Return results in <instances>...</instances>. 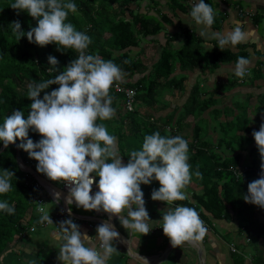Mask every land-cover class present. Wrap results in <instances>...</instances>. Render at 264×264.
I'll use <instances>...</instances> for the list:
<instances>
[{"label": "trees", "instance_id": "obj_1", "mask_svg": "<svg viewBox=\"0 0 264 264\" xmlns=\"http://www.w3.org/2000/svg\"><path fill=\"white\" fill-rule=\"evenodd\" d=\"M137 1L75 0L77 10L69 12L67 18L78 30L91 36L92 42L86 52L99 53L102 58L113 60L124 72L129 73L130 77L149 71L134 81H122L126 86L137 88L135 110H126L124 95L114 93L111 87L109 94L113 97L112 106L116 110L121 108L124 112L118 114V118L115 115L112 117L116 121L115 125L109 122L110 119L97 122L106 124L109 132L118 137L119 147L126 161L131 150L142 146L146 134L159 130L161 134L178 135V132L182 131V136L189 142V163L192 165V171L194 173L198 169L202 177L193 174L191 182L183 189L187 199L173 203L194 207L208 220L210 219L207 212L220 219L229 212H238L245 223L243 226L249 229L254 241H260L264 245V207L243 198L248 191V184L259 178L258 167L262 160L258 146L251 150L253 158L249 170L238 176L232 169L239 167L240 164L245 165L242 164L241 151L246 150L247 143L252 141L249 134L254 131L250 117V112H254L253 108L247 102H238L236 105L238 112L234 113V118L219 122V129H222L218 142H215L210 134L208 120L202 117L213 106L209 113L216 115L217 119L226 114L231 107H216L218 99L215 95L219 91L235 87L238 81L221 83L210 91L203 89L201 81H198L193 85L181 111L178 112L179 108L175 109L165 123L160 122L162 116L155 119L156 113L164 109L161 98L166 90L185 89L189 75L180 71H194L200 68L202 73L214 72L222 64L237 61L240 56L249 58L247 46L240 43L236 45L238 50H234L229 44L222 50L219 48L218 40L214 39L213 45L205 50L203 45L205 39L194 29L183 28L180 32L171 33L167 37L159 58L150 67L144 60V52L132 56L129 48L139 47L142 39L147 40L149 37H152L149 41L155 46L159 41L154 36L182 19L180 14L188 13L192 3L189 0H139L134 8L133 5ZM12 2L13 0H0V123L13 110H23L25 115L30 111L28 87L22 88V84L59 74L79 55L75 48L61 45L60 50L55 43L41 46L29 41L26 35L18 39L13 32L12 23L19 20L22 29L28 31L31 26L36 25L37 20L25 11L13 9L10 6ZM206 2L212 5L216 13L215 23L211 28L220 29L226 15L217 9L216 1ZM240 10L248 15L244 8ZM182 36L184 43L176 48L173 42ZM50 55L58 58L57 65H51L48 59ZM263 63L264 60L260 59L253 73L262 71ZM56 87L58 85L53 84L44 91L50 92ZM43 94L42 91L41 98ZM137 101H140L138 107ZM263 109L264 93L254 112L255 115L259 114V111L261 113ZM191 116L196 121H188ZM190 127L192 133L186 131ZM29 136L37 141L41 134L30 129ZM17 141L20 143L19 138ZM2 145L0 142V147ZM21 151L24 162L37 170L38 161L30 157L27 151L23 149ZM3 169L12 170L15 176L11 178L12 189L8 193L0 194V199H7L14 205L16 211L12 214L0 211V254L15 235L23 232L22 222L26 216L30 215V220L38 217L35 197L39 194V189L35 186V177L23 171L17 162L15 144H9L0 153V171ZM159 186V181L156 180L151 184L141 185L144 196L147 197ZM195 186L200 187L201 191H197ZM188 192L192 193L191 197Z\"/></svg>", "mask_w": 264, "mask_h": 264}, {"label": "clouds", "instance_id": "obj_2", "mask_svg": "<svg viewBox=\"0 0 264 264\" xmlns=\"http://www.w3.org/2000/svg\"><path fill=\"white\" fill-rule=\"evenodd\" d=\"M10 6L37 20L28 31L22 29L19 20L14 21L13 32L18 39L26 35L29 41L41 46L55 43L60 50L61 45L75 48L79 55L59 74L34 79L28 85L30 111L25 115L23 110L16 109L4 117L0 123V142L7 147L19 138L18 147L38 161L40 173L53 181L67 182L68 205L75 202L77 207L86 210L115 214L125 229L149 233L151 218L141 185L159 181L160 186L152 190L151 198L170 205L187 199L183 189L191 182L193 174L202 177L198 169L192 171L188 140L182 135L161 134L156 130L146 134L142 146L131 150L125 163L118 154L116 136L109 132L106 124L97 122L114 116L116 109L109 93L114 82L123 79V70L113 60L85 51L92 42L91 36L67 19L69 12L77 10L75 0H13ZM190 15L202 26L201 34L207 35L215 23L212 5L206 0H193ZM233 24L227 32L212 33L222 50L226 45L246 42L253 35L243 27L242 21L234 20ZM48 59L51 65L59 63L56 56L50 55ZM250 64L248 57H238L233 66L235 75L244 77ZM53 84L58 87L44 91ZM30 129L41 134L39 140L34 141L29 136ZM253 136L261 154L262 171L258 179L248 184L243 198L264 207V122L259 130L253 131ZM13 176L12 170L0 171V194L12 189ZM55 196L58 200L60 193L56 192ZM0 211L12 214L16 209L7 199H0ZM38 211L41 213L39 223L54 224L47 210L41 207ZM122 212L127 214L121 215ZM159 221L174 246L201 240L207 232L197 209L186 204L169 207ZM119 236V231L108 221L99 224L95 236H90L82 233L73 219H65L55 231V239L60 242L58 259L63 264H108L111 255L118 251L113 242Z\"/></svg>", "mask_w": 264, "mask_h": 264}, {"label": "crops", "instance_id": "obj_3", "mask_svg": "<svg viewBox=\"0 0 264 264\" xmlns=\"http://www.w3.org/2000/svg\"><path fill=\"white\" fill-rule=\"evenodd\" d=\"M189 1L193 3V0ZM214 1H216L217 9L226 15L220 29H213L210 27L207 35L201 34L200 29L202 26L197 24L191 17L190 9L188 13L180 12L182 19H179L175 25L168 26L166 30L175 33L180 32L183 27L194 29L198 35H201L205 39L203 45L206 50L213 45L212 41L216 39L212 36L213 32H227L234 27V20H240L243 22V27L246 30H251L253 32V35L248 41L242 42L247 46V50L250 54V71H248L244 77L236 76L233 71L235 61L222 64L216 71L211 73H202V71H199V76L195 74L196 70H178L177 73L180 71L189 75L185 83V90L189 89L188 81L192 73L196 75L195 79L197 82L201 81V85L205 83L206 87L203 86L202 88L208 91L216 88V86L221 83L237 80L238 84L235 87L227 91H219V93L215 95L217 99L220 97L216 107H232L234 108L233 112L237 113V103L247 102L252 106L255 112L259 106L262 94L264 93V63L262 71H255V73H253V69L257 62L260 59L264 60V0ZM241 8H244L246 11H253L256 15H245L241 12ZM183 38L179 37L176 40L179 43V45L175 44L176 48L183 45ZM148 43L154 46L152 41L148 40ZM231 47L234 50H238L236 45H231ZM122 80L134 81L132 77L124 78V76ZM211 80L212 83H207ZM192 87L193 85L190 91ZM187 98L188 96L181 100L179 97L178 100L173 103L174 110L179 108L178 112L181 111ZM161 101L163 102L162 98ZM162 104H164V102ZM254 112H250V117L252 118L251 125L254 130H259L261 123L264 122V109L261 113L259 111L257 115H255ZM160 113V111L156 113L155 119L162 116ZM230 116V114L222 115L225 120L234 118V114H232V117ZM176 118L177 117L174 118V121H176ZM151 120L154 119L151 118ZM166 120H164V117H161L160 122L163 123ZM178 135L182 134L178 133ZM219 135L220 131L217 133L218 137ZM249 136L252 137V141L247 143L246 150L243 149L241 151L243 155L242 164L245 165L251 163V150L254 146H257L253 132L250 133ZM116 138L118 154L122 155L118 137ZM122 159L125 163L127 162L123 155ZM258 171V174H260L262 171L261 165L258 167ZM98 179L99 177H97V180ZM55 183L58 184V182ZM95 191V188H93V192ZM144 199L151 218L149 223L152 227V230L147 234L125 229L121 225L118 216L115 214H110L103 210H86L83 207H77L75 202L69 205V207L71 208L73 216L77 219L76 223L80 225L82 233L86 232L90 236H95L97 226L105 222L104 219L110 218L114 221L118 230L128 238L127 243L131 245L133 251L136 253V257H133L131 252L126 248V245L117 238L113 243L118 251L111 255L108 264H264V245H262L260 241H254L255 239L250 234L249 229L243 226L245 223L241 218V214L230 212L227 213L224 218L220 219L207 212L210 220L200 215L207 227V232L201 239L205 244V256L203 257V253L200 251V246L196 240L184 241L174 246L170 238L163 232L159 220L162 219L163 211H167L169 207H174L176 205L175 203L167 205L165 201L153 200L151 196H144ZM64 202H66V199ZM48 209L50 211L55 209V202L51 197L49 199ZM126 214V212L121 213V215ZM230 215L232 216L230 217ZM30 218V215H28L23 219L22 224H24V233L22 232L15 235L14 239L9 242L7 247L0 254V264H63V262L58 259L60 242L55 239V231L57 229L52 225H41L38 218L32 220H30ZM31 225L36 226L34 231H28Z\"/></svg>", "mask_w": 264, "mask_h": 264}, {"label": "rangeland", "instance_id": "obj_4", "mask_svg": "<svg viewBox=\"0 0 264 264\" xmlns=\"http://www.w3.org/2000/svg\"><path fill=\"white\" fill-rule=\"evenodd\" d=\"M139 1V0H138ZM136 2V4H134L133 5V7L135 8L136 7V5L139 3V2ZM144 4V3H143ZM143 8V7H142ZM184 28V27H183ZM174 30V29H173ZM172 32H170L169 30H163L161 33H159L157 36H154V38H156V39H158V41L159 42H157V44L155 45V46H152L151 45V43H148V40L149 39H151L150 37L149 38H147V40H143L142 39V41H141V44H140V46L139 47H131V48H129L130 49V54L132 55V56H137L138 55V53H140V52H144L145 53V58H144V60L146 61V63H148V65L151 67L152 66V64L156 61V59L160 56V52H161V48H162V46H163V43H165L166 42V40H167V37L171 34ZM184 36H182V38H183ZM182 41H184V38L182 39ZM173 44L175 45H179V43H178V41H176V42H173ZM232 46H234V45H232ZM145 47V48H144ZM150 63H152V64H150ZM196 70V71H195ZM194 71H195V74L196 75H198V73H199V71H201V69L200 68H196ZM144 73H149V71H147V72H141V73H137L134 77L132 76V78L135 80V79H137L140 75H142V74H144ZM195 74H191L190 75V79H189V81H188V86H189V89H183V90H181V89H179V88H173V90L172 91H170L169 89H167L166 90V93H164V95H163V97H162V100H163V102H164V104H162V107H164V109H162L160 112V115H162V117H164V120H166L168 117H169V115L173 112V110H174V102L175 101H177L178 100V98L180 97L181 98V100L182 99H184L185 97H187L188 96V94H189V91H190V88H191V86L192 85H194V83H196L197 82V80L195 79L196 78V75ZM123 76H124V78H128V77H130V75H129V73H127L126 71L124 72L123 71ZM199 76V75H198ZM204 77H206V76H204ZM203 79V78H202ZM211 79V78H210ZM199 80V79H198ZM203 81V80H202ZM204 82V81H203ZM212 83V80L211 81H208L207 83ZM190 83V84H189ZM30 84V82H26V83H24V84H22V88L24 87V88H26V87H28V85ZM203 85H201V87H203V86H205L206 87V85H205V83H202ZM219 98L220 97H218V100H219ZM166 100H168V101H166ZM167 102V103H166ZM170 102V103H169ZM140 103V101H137V107H138V104ZM222 105V104H221ZM216 106V105H215ZM239 107V106H238ZM213 108H214V106H213ZM213 108H210L209 110H207L204 114H203V116L202 117H204L205 119H207L208 120V124H209V129H210V134H211V136L213 137V140L215 141V142H218V140H219V137L217 136V133L219 132V131H221V129H219V122L221 123V122H223V121H226L225 120V118H223L222 116L221 117H219L218 119L215 117L216 115H214V114H212V113H209V111L211 110V109H213ZM136 109V108H135ZM234 108H232L231 107V109L230 110H228L227 111V113L226 114H230L231 116L230 117H232V114H234ZM122 112H124V110L123 109H117L116 110V112H115V117L116 118H118V114H120V113H122ZM188 121H196L195 120V118L194 117H189L188 119H187ZM109 122L112 124V125H115L116 124V121L112 118V119H110L109 120ZM175 123H176V121H174ZM163 123H165V122H163ZM127 125L128 124H126V127H127ZM186 131H188V132H190V133H192V127H190V128H187V130ZM179 134H182V131H180V132H178ZM221 151H222V149H220ZM253 157L251 156V159H252ZM249 166H250V164H249ZM260 167V166H259ZM54 182H58V181H54ZM58 184L59 185H61V182H58ZM195 188H196V190L197 191H201V188H199V187H196L195 186ZM189 193V196L190 195H192V193L191 192H188ZM191 197V196H190ZM230 213V212H229ZM232 213V212H231ZM238 213V212H237ZM240 214V213H239ZM232 215H230V217H231ZM24 233V232H23Z\"/></svg>", "mask_w": 264, "mask_h": 264}, {"label": "built area", "instance_id": "obj_5", "mask_svg": "<svg viewBox=\"0 0 264 264\" xmlns=\"http://www.w3.org/2000/svg\"><path fill=\"white\" fill-rule=\"evenodd\" d=\"M249 15H254L255 13L253 11H247ZM249 71V70H248ZM122 81L114 82L112 89L113 92L116 94H123L125 97L124 101V107L126 110L133 111L136 108V95H137V88L126 86L122 83ZM251 167L249 165H242L239 167H232V169L237 173L238 176L242 175L246 170H249ZM43 174V173H42ZM261 174V173H260ZM260 174L258 176L260 177ZM46 178H48L45 174H43ZM35 177V176H34ZM36 183L35 186L39 189V194L35 197L36 202V211H37V218L39 221L40 212L38 211L39 208L43 207L45 210L49 212L51 215L54 224H51L53 227H55L58 230L59 223L65 219L71 218L74 220V222L77 221V219L73 216L72 211L69 212V205L67 202H64V198H60L57 200L55 196V191L49 187L46 183H44L40 178L35 177ZM50 181V178H48ZM54 182V181H53ZM61 182V185H59L61 188H63L65 191L68 192L69 185L67 182L64 181H58ZM55 183V182H54ZM93 188L97 190L96 184L94 183ZM51 199L55 202V209L50 211L48 209V203L49 199ZM41 224V223H40ZM43 226H51L50 224H47V222L41 224ZM36 229V226L31 225L28 229V231H34Z\"/></svg>", "mask_w": 264, "mask_h": 264}, {"label": "water", "instance_id": "obj_6", "mask_svg": "<svg viewBox=\"0 0 264 264\" xmlns=\"http://www.w3.org/2000/svg\"><path fill=\"white\" fill-rule=\"evenodd\" d=\"M10 144H15L16 148H17V162L20 165L21 169L23 171H26L27 173L32 174L35 177L40 178L44 183H46L49 187H51L55 192H59L60 193V198H64L66 195H68V192L65 191L63 188H61L59 185H57L56 183H54L53 181H50L48 178H46L43 174H41L38 170H36L35 168L27 165L22 157V151L21 148L18 147L19 142L16 140L15 143H10ZM5 149V146L2 145L0 147V153ZM105 221H108L110 223H112L115 228L118 230L117 226L115 225L114 221H112L110 218L109 219H104ZM119 231V230H118ZM120 236L118 237V239H120L125 245L126 248L128 249V251L131 252L133 257H136V253L133 251L131 245H129V243H127L128 238H126L120 231ZM196 242L198 243V245L200 246V251L203 253V257L204 255V251H205V244L204 241L202 240H196ZM142 261V260H140Z\"/></svg>", "mask_w": 264, "mask_h": 264}]
</instances>
